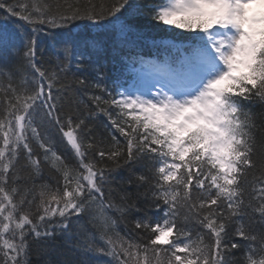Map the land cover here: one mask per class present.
Listing matches in <instances>:
<instances>
[{
    "label": "snow or ice",
    "instance_id": "snow-or-ice-1",
    "mask_svg": "<svg viewBox=\"0 0 264 264\" xmlns=\"http://www.w3.org/2000/svg\"><path fill=\"white\" fill-rule=\"evenodd\" d=\"M0 11V264H264V0Z\"/></svg>",
    "mask_w": 264,
    "mask_h": 264
},
{
    "label": "trees",
    "instance_id": "trees-1",
    "mask_svg": "<svg viewBox=\"0 0 264 264\" xmlns=\"http://www.w3.org/2000/svg\"><path fill=\"white\" fill-rule=\"evenodd\" d=\"M3 15V12L0 11V16ZM154 35H157V36H160V37H163L166 35V33L164 31H160L158 33H154ZM145 54L146 55H151L152 54V50L150 48H146L145 50ZM58 143V148L59 150L63 153V154H69L70 155V149L68 148L67 145L63 144V143H60L59 141H57ZM126 175V172H121L119 174H117V178L119 179L121 176H124ZM62 251H64L66 254L64 256H62L61 258L63 259H68V260H93L94 257L91 253H70L67 251V249H63ZM31 264H40V260L42 259V257H38L36 255H32L31 256ZM100 259H107V257H100Z\"/></svg>",
    "mask_w": 264,
    "mask_h": 264
}]
</instances>
